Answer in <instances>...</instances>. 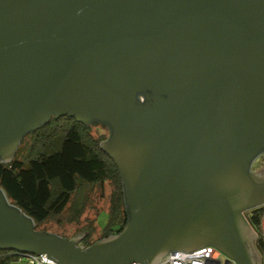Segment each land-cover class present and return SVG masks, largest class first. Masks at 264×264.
I'll list each match as a JSON object with an SVG mask.
<instances>
[{"label":"water","instance_id":"water-1","mask_svg":"<svg viewBox=\"0 0 264 264\" xmlns=\"http://www.w3.org/2000/svg\"><path fill=\"white\" fill-rule=\"evenodd\" d=\"M64 114L112 127L102 147L130 219L79 245L82 233L36 230L0 190V247L156 264L223 235L228 249L201 246L259 264L244 211L264 204V169L250 172L264 152V0H0V161Z\"/></svg>","mask_w":264,"mask_h":264},{"label":"trees","instance_id":"trees-1","mask_svg":"<svg viewBox=\"0 0 264 264\" xmlns=\"http://www.w3.org/2000/svg\"><path fill=\"white\" fill-rule=\"evenodd\" d=\"M95 126H102L108 134H94ZM112 132L104 121L84 123L67 114L52 117L24 136L10 161H0V190L11 205L34 221L36 230L50 232L40 226L49 219H61L65 213L69 222H78L92 190L102 189L108 182V224L98 239L92 238L97 223L87 224L80 243L89 246L122 232L130 219L125 185L117 163L102 147ZM245 215L257 234L255 248L260 264H264V204L249 209ZM33 254L0 247V264H41L33 260Z\"/></svg>","mask_w":264,"mask_h":264},{"label":"rangeland","instance_id":"rangeland-1","mask_svg":"<svg viewBox=\"0 0 264 264\" xmlns=\"http://www.w3.org/2000/svg\"><path fill=\"white\" fill-rule=\"evenodd\" d=\"M93 132L96 135H100L102 133L108 134V131L103 128L102 126H95L93 128ZM18 147V146H17ZM17 150V148H16ZM16 150L13 154V156L16 153ZM12 156V158H13ZM11 160V159H10ZM259 169H264V164H259L257 166L253 165V163L250 165V172H256ZM111 192V186L107 182L105 183L104 187L102 189L100 187H95L92 192L90 193L91 198L88 200L87 208L82 215V218L78 222H69V215L67 213L62 214L61 219H49L47 222L42 224L40 228H44L46 230H49L51 233L54 234H62L66 236L69 239H73L76 234L78 233H84L85 227L87 224L94 223L97 229L95 233L93 234V239H98L102 233V230L107 226L109 221V206H110V199L109 195ZM85 193V192H84ZM246 212V211H244ZM264 221V219H263ZM263 230H264V224H263ZM83 235L78 239V244L82 242ZM101 241V240H100ZM253 243V241H252ZM255 245V241L253 243ZM172 246H169V248ZM168 250V249H167ZM167 251H165L164 254H166ZM163 254V255H164ZM162 255V256H163ZM258 261L260 262V258H258ZM258 262V263H259ZM13 264H25L22 261L13 263ZM260 264V263H259Z\"/></svg>","mask_w":264,"mask_h":264},{"label":"built area","instance_id":"built-area-1","mask_svg":"<svg viewBox=\"0 0 264 264\" xmlns=\"http://www.w3.org/2000/svg\"><path fill=\"white\" fill-rule=\"evenodd\" d=\"M41 264H58L45 254L31 255ZM223 253L214 246H201L191 250L172 249L156 264H226Z\"/></svg>","mask_w":264,"mask_h":264},{"label":"flooded vegetation","instance_id":"flooded-vegetation-1","mask_svg":"<svg viewBox=\"0 0 264 264\" xmlns=\"http://www.w3.org/2000/svg\"><path fill=\"white\" fill-rule=\"evenodd\" d=\"M253 165L257 166L259 164H264V152L259 153L253 160ZM245 213V212H244ZM228 243L229 241L223 236V235H213V236H208L205 237L202 240H198L197 242L194 243H184L183 244V249H192V248H196L199 247L201 245H214L217 248L221 249H228ZM79 245H82V243H80ZM252 250V249H251ZM223 253V252H222ZM256 251L252 250V257L255 256ZM257 254V253H256ZM223 255L225 256V263L226 264H236L234 261L229 262L227 256L223 253ZM255 259V258H254ZM260 263V262H259Z\"/></svg>","mask_w":264,"mask_h":264}]
</instances>
